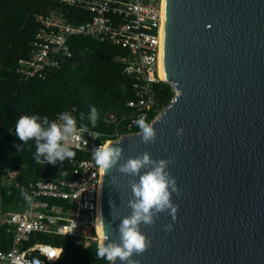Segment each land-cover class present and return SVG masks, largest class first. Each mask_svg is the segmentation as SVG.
I'll use <instances>...</instances> for the list:
<instances>
[{"label":"water","instance_id":"95a60500","mask_svg":"<svg viewBox=\"0 0 264 264\" xmlns=\"http://www.w3.org/2000/svg\"><path fill=\"white\" fill-rule=\"evenodd\" d=\"M165 13L164 81L176 95L152 124L155 144L137 133L113 143L124 159L145 151L153 160L171 158L179 208L175 221L161 214L141 225L151 246L134 258L264 264V0H165ZM128 179L116 168L103 172L100 246L106 234L118 239L111 211L130 214Z\"/></svg>","mask_w":264,"mask_h":264},{"label":"trees","instance_id":"16d2710c","mask_svg":"<svg viewBox=\"0 0 264 264\" xmlns=\"http://www.w3.org/2000/svg\"><path fill=\"white\" fill-rule=\"evenodd\" d=\"M52 13H62L73 24L86 23L92 17L83 7L67 6L59 0H0V219L27 206L23 193L31 196L35 182L72 179L76 162L86 157L85 152L72 148L76 155L70 161L37 163L33 158L34 141L24 143L16 136L20 117L35 113L55 120L59 113L69 111L79 127L87 125V130L107 139L115 131L109 116L122 118L132 111L128 102L134 99L133 80L125 74L124 63L119 60L127 58L129 52L110 42L73 37L69 41L71 55L62 58L60 68L44 78L20 77L19 62L34 51L39 18ZM152 91L156 98L155 116L171 104L176 92L165 81L153 84ZM92 107L97 111L95 127L88 120ZM120 132L128 131L122 127ZM13 235V226L0 224V250L10 249ZM36 239L62 250L52 264H108L95 257L98 242L84 246L71 237L41 234L34 236L32 242Z\"/></svg>","mask_w":264,"mask_h":264},{"label":"built area","instance_id":"2783aa9c","mask_svg":"<svg viewBox=\"0 0 264 264\" xmlns=\"http://www.w3.org/2000/svg\"><path fill=\"white\" fill-rule=\"evenodd\" d=\"M67 6L83 7L91 13L86 23H70L62 13L40 17L33 46L34 51L20 60L18 74L22 79L44 78L60 68L63 57H69V41L73 37H90L125 48V74L133 80L134 99L128 102L131 112L122 118L111 114L109 122L115 131L109 138L90 130L70 146L86 153L76 162L72 179L37 181L32 187L31 201L21 211L2 215L1 223L13 226L9 250H0V264H52L62 250L49 242L32 238L38 235L64 236L80 245L101 242L99 225L103 172L92 160L93 149L107 141H118L139 132L135 121L144 117L151 124L160 115L152 91L161 77L164 53L165 0H59ZM79 128V126L77 125ZM124 127L128 132L121 133ZM137 128L135 132L134 129ZM59 163V162H57ZM56 163V164H57ZM100 246V244H99ZM52 253H55L54 255Z\"/></svg>","mask_w":264,"mask_h":264},{"label":"clouds","instance_id":"9594fccd","mask_svg":"<svg viewBox=\"0 0 264 264\" xmlns=\"http://www.w3.org/2000/svg\"><path fill=\"white\" fill-rule=\"evenodd\" d=\"M83 119L84 115L81 114L80 120ZM88 120L92 127L96 126L97 111L94 107L90 109ZM135 123L139 128L137 135L141 138V143L155 144L156 132L153 125L146 122L144 117H140ZM86 131L87 125L78 128L76 117L69 111L59 113L55 120L34 113L22 116L16 122L17 138L24 143L34 141V160L37 163L44 160L46 164L52 165L72 160L76 153L72 150L70 142L80 139L78 133ZM177 137H183V129L177 130ZM120 145L118 142L107 141L92 151V160L102 172L116 168L119 174L129 178L128 187L131 189V196L126 203L131 210L130 214L121 218L114 215L113 211L110 213L112 221L119 220L115 228L118 239L114 241L106 234V243L96 249L95 257L106 260L108 264H116L117 260L121 264H140L134 257L141 256L151 246V241L141 232V225H154L161 214H167L175 221L179 205L172 202V195L179 196L180 191L175 177L168 171L173 163L171 158L153 160L145 151L124 159V149ZM115 179L114 177L111 183H114ZM23 195L25 200L31 201L26 192ZM110 206L113 209L114 203L111 201ZM100 221L101 225L105 226L102 215ZM108 227H111V223ZM164 230L172 231L173 224L165 225ZM33 264L39 262L34 261Z\"/></svg>","mask_w":264,"mask_h":264},{"label":"bare ground","instance_id":"6f19581e","mask_svg":"<svg viewBox=\"0 0 264 264\" xmlns=\"http://www.w3.org/2000/svg\"><path fill=\"white\" fill-rule=\"evenodd\" d=\"M161 77L165 80L163 65H162V69H161ZM99 237H100V239H102V235H101V223L99 225Z\"/></svg>","mask_w":264,"mask_h":264},{"label":"snow or ice","instance_id":"6c2138e0","mask_svg":"<svg viewBox=\"0 0 264 264\" xmlns=\"http://www.w3.org/2000/svg\"><path fill=\"white\" fill-rule=\"evenodd\" d=\"M53 255L55 254V253H52Z\"/></svg>","mask_w":264,"mask_h":264},{"label":"rangeland","instance_id":"374dc122","mask_svg":"<svg viewBox=\"0 0 264 264\" xmlns=\"http://www.w3.org/2000/svg\"><path fill=\"white\" fill-rule=\"evenodd\" d=\"M99 244H100V242H99Z\"/></svg>","mask_w":264,"mask_h":264}]
</instances>
